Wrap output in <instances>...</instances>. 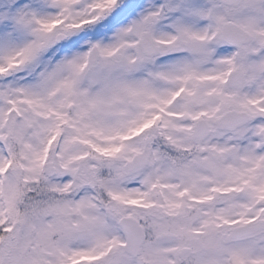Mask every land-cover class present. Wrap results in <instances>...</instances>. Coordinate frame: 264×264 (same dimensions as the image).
Wrapping results in <instances>:
<instances>
[{
    "label": "snow or ice",
    "instance_id": "snow-or-ice-1",
    "mask_svg": "<svg viewBox=\"0 0 264 264\" xmlns=\"http://www.w3.org/2000/svg\"><path fill=\"white\" fill-rule=\"evenodd\" d=\"M0 264H264V0H0Z\"/></svg>",
    "mask_w": 264,
    "mask_h": 264
}]
</instances>
